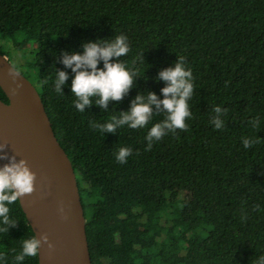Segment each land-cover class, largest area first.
<instances>
[{"label": "trees", "instance_id": "1", "mask_svg": "<svg viewBox=\"0 0 264 264\" xmlns=\"http://www.w3.org/2000/svg\"><path fill=\"white\" fill-rule=\"evenodd\" d=\"M120 34L131 49L121 61L139 74L135 86L107 111L93 103L79 112L62 53ZM0 53L36 87L72 163L92 264H258L264 257V0H0ZM178 57L194 84L187 130L146 151L148 131L166 113L116 133L91 126L127 111L138 92L163 99L166 82L156 77ZM56 69L69 73L63 95L54 89ZM0 99L8 101L1 88ZM215 106L226 110L221 129L210 122ZM245 138L256 143L245 149ZM121 147L133 150L124 164L116 160ZM9 208L17 224L0 233V253L13 264L21 239L34 233L19 200Z\"/></svg>", "mask_w": 264, "mask_h": 264}, {"label": "clouds", "instance_id": "2", "mask_svg": "<svg viewBox=\"0 0 264 264\" xmlns=\"http://www.w3.org/2000/svg\"><path fill=\"white\" fill-rule=\"evenodd\" d=\"M82 47V53L64 51L60 58L65 68H70L74 73L71 81V93L76 97L74 106L83 113L86 107H91L95 103L102 111H107L109 102L122 101L130 89L135 86V78L139 76L135 70H129L121 61V57L127 56L131 51L128 38L124 34L117 35L111 40L98 38L94 41L83 42ZM140 58L145 60L143 53L140 54ZM101 61H103V68L98 67ZM8 75L13 81H17L19 73L11 67ZM68 79L67 71L55 70L54 89L56 93L64 94L62 86L66 85ZM156 79L166 82V86L161 89L163 99L150 90L138 92L127 111L119 112V116L114 115L110 121L105 123L93 122L91 126L103 135L116 133L118 128L124 126L131 129L146 127L154 115L166 113L165 118L155 123L148 131L145 137L148 141L146 151L151 150L153 143L163 139L169 132L175 133L177 129L187 130L186 121L192 116L189 101L194 94V84L192 71L186 67L184 57H178L174 67L162 69ZM20 87L21 85L17 83L16 87L11 89L13 95ZM225 111L220 106L213 108L215 115L210 122L216 129L224 126L225 121L221 117ZM258 123V119L250 121L252 127H256ZM254 143H256L255 140L248 138L243 140L245 149L252 147ZM6 146V142L0 143V149ZM132 154V148L121 147L116 153V160L124 164ZM0 159L9 161L0 167V233L8 234L10 227L17 224V220L10 216L9 205L36 190L37 174L30 168L26 158L18 160L16 155L9 156L7 152L0 151ZM256 207L258 208L259 205ZM57 211L61 220H68L69 216L62 201ZM43 245H47L49 254L55 250V245L47 233L22 238L21 251L15 254L13 264H22L27 257H37ZM0 264H7V256L4 253H0ZM258 264H264V257H260Z\"/></svg>", "mask_w": 264, "mask_h": 264}, {"label": "water", "instance_id": "3", "mask_svg": "<svg viewBox=\"0 0 264 264\" xmlns=\"http://www.w3.org/2000/svg\"><path fill=\"white\" fill-rule=\"evenodd\" d=\"M14 67L0 53V88L8 101L0 99V143H7L2 152L17 159L26 158L36 172V190L19 200L31 226L39 236L47 233L55 250L49 254L43 245L38 264H92L85 228V215L72 163L60 145L33 83L19 70L17 81L8 75ZM21 87L13 95L11 89ZM8 160L0 159V167ZM65 205L68 220H61L57 211Z\"/></svg>", "mask_w": 264, "mask_h": 264}, {"label": "rangeland", "instance_id": "4", "mask_svg": "<svg viewBox=\"0 0 264 264\" xmlns=\"http://www.w3.org/2000/svg\"><path fill=\"white\" fill-rule=\"evenodd\" d=\"M32 45H34V42H32ZM29 52H30V51H29ZM29 52H28V53H29ZM31 57H32V54H28V55H27V59H24V60H23V64H24L26 61L30 60ZM25 64H26V63H25ZM25 64L23 65V70H24V71H25V70L27 71V67H26ZM26 71H25V72H26ZM28 73H29L30 78H33V73H32V71L29 70Z\"/></svg>", "mask_w": 264, "mask_h": 264}]
</instances>
